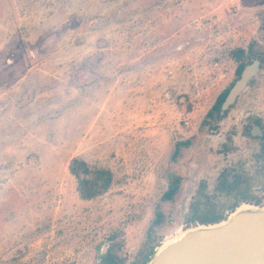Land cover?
Returning <instances> with one entry per match:
<instances>
[{
  "label": "rangeland",
  "instance_id": "obj_1",
  "mask_svg": "<svg viewBox=\"0 0 264 264\" xmlns=\"http://www.w3.org/2000/svg\"><path fill=\"white\" fill-rule=\"evenodd\" d=\"M251 47L264 54V0H0V264H101L110 246L129 262L158 211L156 247L192 226L200 183L226 168L264 195L248 135L264 67L217 132L200 128L236 79L231 51ZM74 158L111 188L82 200Z\"/></svg>",
  "mask_w": 264,
  "mask_h": 264
},
{
  "label": "water",
  "instance_id": "obj_2",
  "mask_svg": "<svg viewBox=\"0 0 264 264\" xmlns=\"http://www.w3.org/2000/svg\"><path fill=\"white\" fill-rule=\"evenodd\" d=\"M261 62L252 60L222 104V113L248 89ZM258 126L251 136L262 135ZM146 264H264V203L241 204L227 218L179 230L158 245Z\"/></svg>",
  "mask_w": 264,
  "mask_h": 264
},
{
  "label": "trees",
  "instance_id": "obj_3",
  "mask_svg": "<svg viewBox=\"0 0 264 264\" xmlns=\"http://www.w3.org/2000/svg\"><path fill=\"white\" fill-rule=\"evenodd\" d=\"M231 55L234 60L239 63L236 70L235 80L240 78L241 72L252 60L260 59L264 62L261 53L254 50L252 47L249 51H245L243 48H236L231 51ZM233 86L234 82L218 95L213 106L205 115L200 128L206 126L210 129L218 128L216 123L222 119V104ZM190 143V140L177 143L174 156L179 155L181 148L189 146ZM255 157L258 162H260L261 169L264 173V143L261 144L260 152H258ZM69 170L77 179V191L82 200L89 201L102 196L111 188L114 182V176L110 170L92 169L86 161L78 158H74L71 161ZM230 175L229 170L224 171V177H221L222 179L220 178L216 188L221 194L224 192V198H226L224 201V207H220L219 203L214 201L218 196L211 197L199 195V198L190 204V211L187 220L189 226L196 225L197 223H217L225 218V210L227 208L234 210L241 202H250L252 199H255L250 194L251 180L249 177L240 173H236L232 177ZM181 181L180 176L174 175L171 179L168 190L162 195L161 199L165 202L174 201L180 191ZM201 197H206V199L202 201ZM255 202L258 204L260 200H255ZM164 221V213L158 211L155 220L148 228L146 241L131 261L128 262L126 255L119 253V246H110L102 256L101 264H146L156 247V245H153L152 243V236L155 233L156 228Z\"/></svg>",
  "mask_w": 264,
  "mask_h": 264
},
{
  "label": "flooded vegetation",
  "instance_id": "obj_4",
  "mask_svg": "<svg viewBox=\"0 0 264 264\" xmlns=\"http://www.w3.org/2000/svg\"><path fill=\"white\" fill-rule=\"evenodd\" d=\"M262 56V59H263V61H264V54L263 55H261ZM260 62H261V67H260V71L262 70V68L264 67V62H262V60H260V59H258ZM244 70V69H243ZM260 71H259V73H260ZM259 73H258V75H259ZM241 74H242V72H241ZM257 75V76H258ZM256 76V77H257ZM240 77H241V75H240ZM255 77V78H256ZM254 78V79H255ZM254 79L252 80V81H250V83H249V85H248V89H249V87H250V84L254 81ZM238 80V79H237ZM237 80H235L234 81V84L236 83V81ZM247 89V90H248ZM246 90V91H247ZM245 91V92H246ZM245 92H243L239 97H238V99L235 101V103L233 104V105H231L230 106V108L229 109H227L226 111H224L223 113H222V110H221V116H222V119L221 120H219V121H217V126H218V128L217 129H210V131L211 132H217L218 131V129H219V127H220V124H221V122L227 117V115L229 114V112H230V110L237 104V102H238V100H239V98L245 93ZM228 96V95H227ZM227 98V97H226ZM226 100V99H225ZM227 113V114H226ZM226 114V115H225ZM225 115V116H224ZM254 123L255 124H252L251 125V127H250V129H249V132H248V135H249V137L251 138V139H255V140H257V139H262V141H261V144L262 143H264V129H263V126H262V124H261V120L259 119V118H257V119H255V121H254ZM254 126H258L260 129H261V131L263 132V134L262 135H255V136H251V130H252V128L254 127ZM224 143V142H223ZM261 144H260V149H261ZM224 145L225 144H223V147H224ZM259 152H260V150H259ZM255 159H256V157H255ZM256 161L258 162V160L256 159ZM259 164H260V162H259ZM260 166H261V164H260ZM226 170H229L230 171V176L232 177L234 174H236V173H240V174H242V175H245V176H247V177H249L248 176V174L247 173H244L243 171H238V170H234V169H231V168H226V169H223L221 172H220V174L218 175V177H217V181H216V185H215V187H214V189L211 191V192H209L207 189V183H206V181H202L201 183H200V186H199V188H198V190H197V192H196V194H195V197L193 198V201L194 200H196L197 198H199V195H206V196H211V197H215V196H218L217 197V199L215 198V202H218L219 203V206L220 207H224V201L226 200V198H224V192H222V194L220 193V191L219 190H217L216 188H217V186H218V183H219V180H220V178L222 177H224V171H226ZM221 178V179H222ZM182 179V178H181ZM250 180H251V178H250ZM181 185H182V181H181ZM180 185V189H181V186ZM250 194L255 198V199H252L250 202H241L237 207H239L241 204H244V203H246V204H254V205H262L263 203H264V195H256V194H254V192L252 191V181H251V188H250ZM201 199H202V201H204L205 199H206V197H201ZM255 200H260V202L257 204L256 202H255ZM192 201V202H193ZM191 202V203H192ZM236 207V208H237ZM235 208V209H236ZM234 209V210H235ZM234 210H231V209H226L225 210V218L224 219H226L227 218V216H228V214L227 213H231V212H233ZM223 211H224V208H223ZM224 219H222V220H224ZM221 220V221H222ZM220 222V221H219ZM197 224H199V223H197ZM196 224V225H197ZM212 224V223H211ZM192 226H194V225H192Z\"/></svg>",
  "mask_w": 264,
  "mask_h": 264
}]
</instances>
